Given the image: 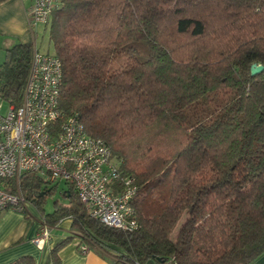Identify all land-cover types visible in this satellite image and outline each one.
Returning <instances> with one entry per match:
<instances>
[{"label": "trees", "instance_id": "trees-1", "mask_svg": "<svg viewBox=\"0 0 264 264\" xmlns=\"http://www.w3.org/2000/svg\"><path fill=\"white\" fill-rule=\"evenodd\" d=\"M40 26L63 63L59 107L132 179L137 226L94 218L68 180L67 203L52 211L59 184L48 175L0 185L51 228L71 218L69 239L116 263L254 264L264 254V70L251 66H264V0H59ZM36 49V39L5 48L1 100L21 105Z\"/></svg>", "mask_w": 264, "mask_h": 264}, {"label": "built area", "instance_id": "built-area-1", "mask_svg": "<svg viewBox=\"0 0 264 264\" xmlns=\"http://www.w3.org/2000/svg\"><path fill=\"white\" fill-rule=\"evenodd\" d=\"M58 1L33 0L31 30L48 22ZM62 81V60L36 49L21 105L0 99V177L20 179L35 171L52 180H68L94 218L108 226L134 229L137 187L132 179H122L105 141L89 135L77 115L65 116L59 107ZM4 103L9 105L6 112ZM21 200L0 185V215L8 208L23 210ZM50 234L51 227L42 223L35 243L42 246ZM79 248L89 251L85 243Z\"/></svg>", "mask_w": 264, "mask_h": 264}, {"label": "crops", "instance_id": "crops-1", "mask_svg": "<svg viewBox=\"0 0 264 264\" xmlns=\"http://www.w3.org/2000/svg\"><path fill=\"white\" fill-rule=\"evenodd\" d=\"M32 7L33 0H0V41L6 47L37 38L38 30L30 29ZM41 225L42 216L33 204H28L26 211L4 210L0 215V264H124L93 248L82 252L79 238L69 239L73 235L71 218L53 226L50 237L39 246L34 239ZM254 264H264V254Z\"/></svg>", "mask_w": 264, "mask_h": 264}, {"label": "rangeland", "instance_id": "rangeland-1", "mask_svg": "<svg viewBox=\"0 0 264 264\" xmlns=\"http://www.w3.org/2000/svg\"><path fill=\"white\" fill-rule=\"evenodd\" d=\"M43 27L44 26H39V28L37 29L38 30V35L36 38L37 48L41 52L54 54L55 53L54 45L49 39L48 32ZM5 48H6L5 43L0 41V53L3 57H4V53H5ZM8 108H9L8 103H4V107L2 109V112H6L8 110ZM57 181L59 184L58 188L54 191V193H52L48 196V203L46 204V210L47 211H52L54 204H55V200H57L58 203H63V204L67 203L68 199L65 198L61 193L62 188L66 187L67 185L65 184L64 180L58 179ZM182 219H181V221H182Z\"/></svg>", "mask_w": 264, "mask_h": 264}, {"label": "water", "instance_id": "water-1", "mask_svg": "<svg viewBox=\"0 0 264 264\" xmlns=\"http://www.w3.org/2000/svg\"><path fill=\"white\" fill-rule=\"evenodd\" d=\"M264 70V66L262 64L254 63L251 66V72L253 75L258 74ZM147 264H156L154 260H150Z\"/></svg>", "mask_w": 264, "mask_h": 264}]
</instances>
